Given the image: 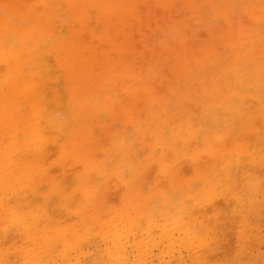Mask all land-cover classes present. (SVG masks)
Listing matches in <instances>:
<instances>
[{
  "label": "bare ground",
  "instance_id": "6f19581e",
  "mask_svg": "<svg viewBox=\"0 0 264 264\" xmlns=\"http://www.w3.org/2000/svg\"><path fill=\"white\" fill-rule=\"evenodd\" d=\"M245 2L0 0V206L36 226L45 205L82 209L78 224L53 220L59 251L43 234L24 264H102L126 250L128 239L112 238V248L72 251L85 240L79 229L118 216L98 209L114 196L132 212L142 204L149 237L152 225L165 230L167 218L218 201L225 223L243 227L234 243L218 240L210 227L202 233L205 217L185 228L196 245L154 255L157 264L188 255L209 264L197 248L264 264L258 239L248 245L264 227V0ZM109 183L130 192L106 194ZM150 251L142 257L154 264Z\"/></svg>",
  "mask_w": 264,
  "mask_h": 264
},
{
  "label": "rangeland",
  "instance_id": "374dc122",
  "mask_svg": "<svg viewBox=\"0 0 264 264\" xmlns=\"http://www.w3.org/2000/svg\"><path fill=\"white\" fill-rule=\"evenodd\" d=\"M253 1L254 0H252V2ZM242 2H245V0H242ZM248 4L249 3L245 2L244 6H247ZM242 19L244 20L243 17L237 20ZM256 45H258V43H256ZM256 106L258 105L256 104ZM246 110H249V108L246 107ZM240 125L241 124L237 123L235 125V128L239 127ZM155 173H157V171ZM179 174L180 176H184L183 172H180ZM153 177L154 173H152L151 176L148 177V181L152 182ZM158 179H161V176H159ZM63 188H65V184ZM107 189H109V191H107L106 194L110 192V195L114 194L113 191H117L115 193L120 194L125 191H127L128 193L130 192L128 187H125L124 184L120 183L116 186H114L112 183H109L107 185ZM138 204L140 203H135V205L137 206ZM135 205L134 212H132V209L124 208L122 204H119V199L116 196L106 201V203L101 205V207L98 209L101 210L104 207H110L112 211L115 210V212L118 213V216L112 218L110 225L96 226L94 228L95 230L88 231L79 229L78 234H82V236L85 237V240L82 242L81 246L78 245L77 247H75V249H72V251L75 250L78 254H80L79 252L82 249L84 253H92L95 251V243L100 244L101 248H112V238L113 241H120V243H124L125 240L128 239L127 245L129 246L126 247V250H122V252H115V254L111 257L105 258V261L102 264H148L147 257H142V254L147 253L150 250H152L150 251V253L153 254L152 257L155 259L154 255H159L171 249H174L175 251L177 249L184 250L185 246H187L189 243L196 245L199 241L194 236L195 234L193 230H185V228L189 225L191 228L200 225V221L205 217L208 218L206 225L207 228H204L202 233L204 234L207 229H214L216 231L218 240H230L234 243L236 240H238L237 232L243 230L242 226L234 229L233 225L229 224L228 226L225 223L226 218L222 216V210L217 211L218 209H220V207H222L221 203L218 201L214 202V204L212 205H205L203 211H201L200 214L195 212L189 214V211L186 210L185 212L177 216L176 219H179L177 223H174L176 219L167 218L165 222L163 221L165 225H168L165 230L161 231L160 227L154 228V225H152V234L149 237L147 232L143 230V225L145 222V219H143V217L148 216V214H142L140 213V211L136 213V210H138L139 206L136 208ZM148 208L151 210L150 213L153 215V219L155 220L159 218V213L164 209V207H162L158 201H155L153 204L149 205ZM26 210L27 206L23 205L22 211ZM80 212H82V209L78 211V207L73 202L70 203V206L68 207L66 213L63 211L61 212V209H59V211L54 210L51 205H45L42 207V211L37 213V215H39L37 217L42 221V224L41 226H36L33 224V215L27 216L26 213H24V217L22 215V217L19 215L12 217L10 215H7L4 212L3 207L0 206V230L2 229L0 231V234H2V232L9 231L6 234L11 237L13 239L12 241L14 242V244L8 242V240L5 239V234L0 237V264H24L25 259L27 258L28 250L34 246L32 244V239L42 240V235L46 234L47 236L49 235L53 237L52 244H54V240L58 239V237H54L55 230L53 220L57 219L56 222H60L61 225H66L68 223L78 224L80 222L77 215ZM128 214L130 216L134 215V228L132 229H130L129 225L127 224ZM101 219L107 220V217L104 216ZM223 227H230L231 230H227L229 232L227 235L225 234L224 230H222ZM78 228H80V226ZM165 231H167L171 242L167 241V238L164 236L163 232ZM228 235L229 237L226 238ZM254 238L258 239L255 244L258 243L260 245L259 251H264L263 226L258 230H252V233L248 238V245H252L254 243V241L252 240ZM52 244L46 252L51 250ZM53 250L59 251L58 247H55V244L53 245ZM196 250H198L197 258H200H198L200 260V263L207 261L206 258H208L210 259L209 264H256L251 262L249 258L244 260L236 259L231 251H229V253L224 252V254H227L225 257L227 259H224L223 257L221 258V256H223L222 248L217 249L216 253L202 251L200 248H197ZM254 253H258V250H255ZM184 254L187 255L188 252L184 251ZM189 254H192V251H189ZM167 259L168 257L165 258V260ZM190 262L191 260L188 255V257L186 258V264H190ZM35 263L36 261L28 264ZM154 264H157L156 259L154 261Z\"/></svg>",
  "mask_w": 264,
  "mask_h": 264
}]
</instances>
